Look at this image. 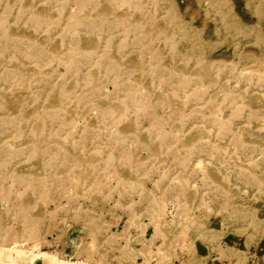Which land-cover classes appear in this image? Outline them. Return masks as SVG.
I'll use <instances>...</instances> for the list:
<instances>
[{
  "label": "rangeland",
  "instance_id": "1",
  "mask_svg": "<svg viewBox=\"0 0 264 264\" xmlns=\"http://www.w3.org/2000/svg\"><path fill=\"white\" fill-rule=\"evenodd\" d=\"M0 264H264V0H0Z\"/></svg>",
  "mask_w": 264,
  "mask_h": 264
}]
</instances>
